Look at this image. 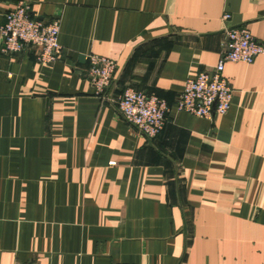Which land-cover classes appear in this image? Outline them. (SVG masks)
I'll return each instance as SVG.
<instances>
[{"label":"crops","instance_id":"crops-1","mask_svg":"<svg viewBox=\"0 0 264 264\" xmlns=\"http://www.w3.org/2000/svg\"><path fill=\"white\" fill-rule=\"evenodd\" d=\"M24 1L60 18L63 52L0 51V264H264V53L226 63L225 115L172 111L149 138L117 106L131 88L174 107L230 28L264 45V0ZM91 54L118 65L107 99Z\"/></svg>","mask_w":264,"mask_h":264},{"label":"built area","instance_id":"built-area-1","mask_svg":"<svg viewBox=\"0 0 264 264\" xmlns=\"http://www.w3.org/2000/svg\"><path fill=\"white\" fill-rule=\"evenodd\" d=\"M226 14L224 19H229ZM60 18L45 21L33 12L32 3L18 1L5 16L0 27V51L15 56L31 49L37 62L51 65L62 55L59 42ZM264 53V45L246 27L226 30V44L222 57L213 71L200 72L186 81L183 92L171 107L166 100L147 95L131 88L125 89L117 100V106L125 120L149 138H155L164 130L172 111L186 112L199 118L225 115L232 107L234 90L224 76L226 63L252 64ZM88 79L96 95L108 98L118 71L117 63L104 56H88Z\"/></svg>","mask_w":264,"mask_h":264},{"label":"water","instance_id":"water-1","mask_svg":"<svg viewBox=\"0 0 264 264\" xmlns=\"http://www.w3.org/2000/svg\"><path fill=\"white\" fill-rule=\"evenodd\" d=\"M119 81L116 82V85L118 84ZM151 141V140H150Z\"/></svg>","mask_w":264,"mask_h":264}]
</instances>
